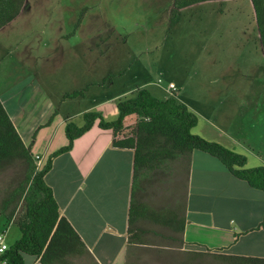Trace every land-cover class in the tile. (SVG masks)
Masks as SVG:
<instances>
[{
  "label": "crops",
  "instance_id": "crops-1",
  "mask_svg": "<svg viewBox=\"0 0 264 264\" xmlns=\"http://www.w3.org/2000/svg\"><path fill=\"white\" fill-rule=\"evenodd\" d=\"M28 1L19 15L0 29V34L6 35V30L28 13ZM10 44L0 39V52L6 51ZM5 59H0V102L25 146L33 142L30 152L33 157H39L38 169L53 152L67 144L64 134L67 121L82 119L85 112H99L104 120L114 121L117 118L116 102L142 89L113 91L111 80L108 83L111 91H107L112 93L105 97L97 93L93 107H56L57 103L66 104L77 99L63 100L64 94L47 92L44 74L53 73L45 69L47 62L40 61L44 63L41 65L37 57L23 60L14 57V62L22 65L24 70V64L30 65L25 70L27 76L6 82L2 73H11L10 68L12 71L16 68L3 67ZM68 75L76 87L71 92L87 87L81 85L82 72ZM153 86L161 93L157 98L167 96L166 86ZM101 88L106 91L105 84ZM153 88L147 90L155 93ZM218 108L210 107L209 116L196 114L198 124L201 118L204 128L214 129H209L213 135L207 131L201 134L199 129L197 135L243 155L246 169L264 166V107ZM50 118L51 122L46 126ZM135 120L134 116L127 117L124 130L116 139L130 136L132 127H129ZM112 138V132L100 129L96 121L88 132L73 142L68 153L53 159L52 167L44 177L52 189L60 215L88 251V255L77 257L78 264H168L175 259L165 258V252H170L173 257L182 255L185 261L188 256L193 260L201 253L205 254L204 248L209 250L208 254L214 253L215 249H227L224 252L227 255L264 258L249 248H264V231L258 229L264 214L263 192L234 178L216 159L198 151L190 154L185 174V160L179 159L173 163L175 171L157 176L148 174L134 187L133 152L112 148ZM132 195L152 210L161 212L164 219L160 223L137 219L129 231ZM12 225L0 216V232H5L8 247L20 238L19 231L12 232L11 244H7ZM25 264L40 263L38 258L26 256Z\"/></svg>",
  "mask_w": 264,
  "mask_h": 264
},
{
  "label": "rangeland",
  "instance_id": "rangeland-1",
  "mask_svg": "<svg viewBox=\"0 0 264 264\" xmlns=\"http://www.w3.org/2000/svg\"><path fill=\"white\" fill-rule=\"evenodd\" d=\"M28 3V13L8 28L6 35L0 34L3 42L11 43L6 51L0 52V59L6 58L2 66L16 68V71L10 68L11 73H2L3 79L13 82L27 76L25 70L30 65L24 64V70L14 62L17 56L21 60L37 57L39 64L47 62L45 69L53 72L44 74L49 94L71 93L76 87L68 74L82 72L81 85L88 88L84 99L57 103L56 107H93L97 93L100 92V97L112 93L107 91L111 80L112 90L119 91L133 87L152 89L159 79L163 87L173 83L178 102L198 116L202 113L209 116L210 107H264V57L256 46L255 17L249 0L196 4L178 11L174 23H170L172 0H29ZM84 8L87 11L82 22L71 35ZM103 83L106 91L101 88ZM153 90L154 97H161L159 90L155 87ZM123 98L126 97L120 99ZM72 122L83 124L82 119ZM202 122L200 118L191 133L197 135L199 129L201 134L207 131L213 135L210 130L214 129L204 128ZM173 163L169 164V172L175 171ZM187 166L184 161L183 174ZM179 171L180 168L176 170ZM14 173L15 170L0 178V189L15 177ZM135 185H140V179ZM16 231L19 230L13 224L7 244H11L12 232ZM249 248L256 255H264L263 247ZM171 255L164 254L167 259H175L168 264H225L208 253L193 260L188 256L185 261L182 255ZM64 262L78 264L80 260L68 257Z\"/></svg>",
  "mask_w": 264,
  "mask_h": 264
},
{
  "label": "trees",
  "instance_id": "trees-1",
  "mask_svg": "<svg viewBox=\"0 0 264 264\" xmlns=\"http://www.w3.org/2000/svg\"><path fill=\"white\" fill-rule=\"evenodd\" d=\"M25 1L0 0V29L19 15ZM209 1L225 0H172L170 23L175 22L178 11ZM249 2L254 11L258 34L256 46L264 56V0ZM86 11V8L81 10L71 35H74ZM86 91L87 88H84L66 93L62 98H82ZM116 110L117 118L114 121L104 120L99 112H85L82 115V126L67 121L64 129L67 144L53 152L44 166L38 169L30 152L33 142L25 146L0 102V178L7 177L15 170V177L0 189V216L6 219V223L12 222L20 232L19 240L0 254V263L25 264V257L30 256L38 258L40 264H66L64 261L68 257L88 255L77 233L60 215L52 189L44 177L51 169L53 159L68 153L73 142L88 132L96 121L100 129L112 132V148L133 152L134 187H137L135 184L141 177L151 172L162 170L168 173L169 164L179 159H184L188 165L190 154L198 151L216 159L234 178L264 193V166L246 169V158L243 155L192 134L191 130L197 125L198 118L175 97L156 98L142 88L130 98L119 99ZM130 116L136 118L131 135L116 139L124 130V120ZM50 122L51 118L46 126ZM164 216L146 203L135 200L132 195L129 231L137 219L160 223ZM258 229L264 231V214ZM179 233H182V228ZM204 250L205 254L209 252ZM225 251L227 249H215L212 255L225 264H264V258L227 255Z\"/></svg>",
  "mask_w": 264,
  "mask_h": 264
},
{
  "label": "built area",
  "instance_id": "built-area-1",
  "mask_svg": "<svg viewBox=\"0 0 264 264\" xmlns=\"http://www.w3.org/2000/svg\"><path fill=\"white\" fill-rule=\"evenodd\" d=\"M156 84L159 87H162L163 83L159 79ZM165 91L167 93V96H165V98L176 97V87H175V85L173 83H169L168 86L165 88ZM34 158H35L36 164H37V160H39V157L35 156ZM7 249H8V246L5 243V232H0V254H2ZM2 263H5V262H2Z\"/></svg>",
  "mask_w": 264,
  "mask_h": 264
}]
</instances>
